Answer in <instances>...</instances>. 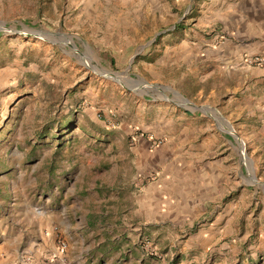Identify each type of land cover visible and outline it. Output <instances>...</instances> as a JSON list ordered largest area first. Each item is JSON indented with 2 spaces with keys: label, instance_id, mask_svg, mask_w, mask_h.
<instances>
[{
  "label": "rangeland",
  "instance_id": "rangeland-1",
  "mask_svg": "<svg viewBox=\"0 0 264 264\" xmlns=\"http://www.w3.org/2000/svg\"><path fill=\"white\" fill-rule=\"evenodd\" d=\"M35 12L31 3H0V264H22L21 253L34 246L29 238L41 202L51 207L77 187L78 172L90 182L111 155L128 153L126 132L162 140L166 164L177 161L169 175L178 190L195 192L198 183L208 190L205 202L194 193L183 208L170 210L163 229L169 237L145 245L150 258L264 264V81L244 69L254 70L261 59L234 65L227 75L203 74L194 64L192 71L171 69L174 53L142 48L154 33H129L113 42L126 48H110L99 41L110 34L47 24ZM154 21L146 18L145 26ZM165 108L193 118L186 142L166 123L156 136L142 128ZM191 162L194 171L187 169ZM212 163L221 168L218 184L199 182L196 168ZM73 211L77 218L80 210Z\"/></svg>",
  "mask_w": 264,
  "mask_h": 264
},
{
  "label": "crops",
  "instance_id": "crops-1",
  "mask_svg": "<svg viewBox=\"0 0 264 264\" xmlns=\"http://www.w3.org/2000/svg\"><path fill=\"white\" fill-rule=\"evenodd\" d=\"M8 1L21 7L31 3L35 15L47 24L110 34L99 37L105 47L126 48L113 42L123 43L129 33H154L142 48L149 51L162 46L168 55L174 53V58L168 59L171 69L194 64V70L201 67L203 74L217 71L227 75L234 65L244 66L248 59L259 57L260 66L244 69L257 73L264 81V0ZM133 4L140 7L132 8ZM142 6L147 8L143 10ZM160 9L162 15L158 14ZM146 18L155 20L154 24L145 26ZM162 112V118L154 119L150 125L148 121L142 128L156 136L158 125L166 123L180 129L179 138L186 142L188 124L193 119L190 114L170 108ZM125 135L127 154L111 155L108 167L100 169L90 182L89 176L78 172L77 187L67 189L51 207L42 202L38 205L40 212L29 238L35 244L21 253L22 264H158L149 257L147 247L155 238L165 239L163 229L170 222V210L183 208L194 193L205 202L208 190L205 192L199 183L195 192L189 187L178 190L176 178L169 175V167L177 161L166 164L168 159L159 149L164 143L151 149L146 138L133 136L132 132ZM193 155L202 154L189 157ZM125 157L130 160L129 166L123 163ZM184 164L186 161L181 159V167ZM189 166H193L192 162L187 169L194 171ZM177 169L174 174L181 176L183 172ZM196 169L200 171L195 174L199 182L204 178V182L212 179L218 184V164ZM96 185L98 191H94ZM73 208L80 210L77 218ZM108 209L115 211L113 216L108 215ZM61 242L66 244L65 249H61Z\"/></svg>",
  "mask_w": 264,
  "mask_h": 264
},
{
  "label": "built area",
  "instance_id": "built-area-1",
  "mask_svg": "<svg viewBox=\"0 0 264 264\" xmlns=\"http://www.w3.org/2000/svg\"><path fill=\"white\" fill-rule=\"evenodd\" d=\"M255 61L259 62V58H255ZM141 137H144L143 134L140 135ZM148 142H149V146L150 148L154 149V148H157L159 147L161 144H162V140H160L159 138H155V137H149L148 139ZM60 247L61 249H65L66 248V244L64 242H61L60 243Z\"/></svg>",
  "mask_w": 264,
  "mask_h": 264
},
{
  "label": "water",
  "instance_id": "water-1",
  "mask_svg": "<svg viewBox=\"0 0 264 264\" xmlns=\"http://www.w3.org/2000/svg\"><path fill=\"white\" fill-rule=\"evenodd\" d=\"M194 107V106H193Z\"/></svg>",
  "mask_w": 264,
  "mask_h": 264
}]
</instances>
